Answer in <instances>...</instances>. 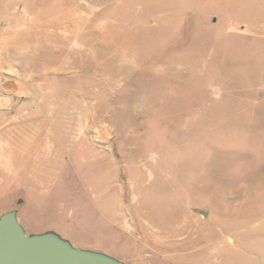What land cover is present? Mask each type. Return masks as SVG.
Segmentation results:
<instances>
[{
    "label": "rangeland",
    "instance_id": "rangeland-1",
    "mask_svg": "<svg viewBox=\"0 0 264 264\" xmlns=\"http://www.w3.org/2000/svg\"><path fill=\"white\" fill-rule=\"evenodd\" d=\"M0 77V214L27 234L264 264V0H0Z\"/></svg>",
    "mask_w": 264,
    "mask_h": 264
},
{
    "label": "water",
    "instance_id": "water-1",
    "mask_svg": "<svg viewBox=\"0 0 264 264\" xmlns=\"http://www.w3.org/2000/svg\"><path fill=\"white\" fill-rule=\"evenodd\" d=\"M213 17L211 22L213 23ZM22 199L18 198L17 203ZM205 218V210H196ZM0 264H125L105 253L72 245L53 231L27 234L15 210L0 214Z\"/></svg>",
    "mask_w": 264,
    "mask_h": 264
},
{
    "label": "crops",
    "instance_id": "crops-1",
    "mask_svg": "<svg viewBox=\"0 0 264 264\" xmlns=\"http://www.w3.org/2000/svg\"><path fill=\"white\" fill-rule=\"evenodd\" d=\"M0 87L3 90V92L0 91V110H1L2 108H4L7 100L8 101L12 100L14 96L18 94V90H16V87L12 84L11 81L1 77H0ZM14 128L17 127L15 126ZM10 129L12 130V128Z\"/></svg>",
    "mask_w": 264,
    "mask_h": 264
}]
</instances>
